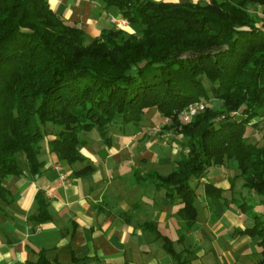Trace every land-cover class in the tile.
Returning <instances> with one entry per match:
<instances>
[{
    "label": "trees",
    "instance_id": "1",
    "mask_svg": "<svg viewBox=\"0 0 264 264\" xmlns=\"http://www.w3.org/2000/svg\"><path fill=\"white\" fill-rule=\"evenodd\" d=\"M102 1L137 31L112 26L87 42L84 30L47 0H0V201L11 202L1 181L22 173L19 155L33 176L44 172L38 151L47 123L56 129L49 151L73 164L85 160L82 132L96 129L109 146V127L138 125L155 107L180 135V157L165 175L134 170L132 183L151 182L171 200L180 199L177 213L190 226L197 214L191 182L204 178V193L221 198L223 189L205 177L232 159L231 185L242 178L241 188L264 207V0ZM251 6L260 10L253 14ZM213 98L220 103L188 123L179 119L189 104ZM232 111L239 114L230 116ZM259 122L258 146L246 131ZM92 170L86 164L74 175ZM34 200L36 214L28 220H50L43 191ZM232 203L251 220L238 233L258 237L262 257L256 264H264L263 213L245 198ZM141 226L160 237L152 221ZM162 238L173 264H183L173 242ZM37 254L33 264H55L44 250Z\"/></svg>",
    "mask_w": 264,
    "mask_h": 264
},
{
    "label": "crops",
    "instance_id": "2",
    "mask_svg": "<svg viewBox=\"0 0 264 264\" xmlns=\"http://www.w3.org/2000/svg\"><path fill=\"white\" fill-rule=\"evenodd\" d=\"M47 1L57 14L84 30L87 42L114 26L111 18H121L115 9L104 8L102 0ZM123 29L137 31L128 22ZM165 119L155 107L147 108L138 125L109 127V146L96 129L84 131L86 144L80 150L85 160L73 164L49 151L56 129L49 131L39 143L38 158L45 169L39 175L33 176L19 155L22 173L1 181L11 202L0 201V264H33L39 250L55 264H173L162 237L173 242L183 264H256L262 257L258 237L238 233L252 222L232 203L244 198L246 191L242 178L233 186L229 181L236 169L234 160L211 167L205 177L223 189L221 198L204 193V178L191 182L197 214L190 226L177 213L180 199L171 200L151 182L132 183L134 170L165 175L179 159V144L166 141L168 132L158 129ZM86 164L93 170L75 176ZM38 190L52 214L42 223L28 220L36 214ZM148 221L156 225L160 237L142 228Z\"/></svg>",
    "mask_w": 264,
    "mask_h": 264
},
{
    "label": "rangeland",
    "instance_id": "3",
    "mask_svg": "<svg viewBox=\"0 0 264 264\" xmlns=\"http://www.w3.org/2000/svg\"><path fill=\"white\" fill-rule=\"evenodd\" d=\"M259 10H260V8L256 7V6H251L250 7V11L253 14L258 12ZM219 103H220V101L217 98H213L210 101H207L206 105H207V108H209L211 106L218 105ZM237 114H239L237 111H232V112L229 113L230 116H235ZM261 121H264V116H263V120H261ZM252 122L255 123V119ZM128 125L132 126V123H129ZM169 125H170V119L167 118L163 122L159 123L158 129H159V131H161V133L162 132H166V133L168 132L166 135H164V139L166 141H168V142L172 141V140L176 141V143L179 144L180 150H182L181 143H180L181 142L180 135L177 134L176 132H174L171 128H168ZM262 127H263V123L262 122H259L256 127L255 126H251V125L249 126V129H247V131H246V135L248 136V141L249 142H251L253 144H256L258 146L261 145V143L263 142V140L260 138ZM54 129H55V127H53L51 125V123H47L46 124V129H45V134H48L49 131L53 132ZM203 182H204V179L202 180V183ZM244 194H245L244 198L249 203L254 205V209L253 210L255 212L259 213V214L263 213V216H264V207H262V205L259 203L260 198L258 196H256L255 194H253L251 191H248V190H246L244 192Z\"/></svg>",
    "mask_w": 264,
    "mask_h": 264
},
{
    "label": "built area",
    "instance_id": "4",
    "mask_svg": "<svg viewBox=\"0 0 264 264\" xmlns=\"http://www.w3.org/2000/svg\"><path fill=\"white\" fill-rule=\"evenodd\" d=\"M194 1H200L202 3L210 2V0H194ZM111 22L116 28H119V29H123L127 25V21L123 18H111ZM206 106L207 105L204 102L191 103L186 108H184L182 111H180V113L178 114L179 119L183 123H188L190 122L193 116L203 111ZM204 182H205V179H204Z\"/></svg>",
    "mask_w": 264,
    "mask_h": 264
}]
</instances>
